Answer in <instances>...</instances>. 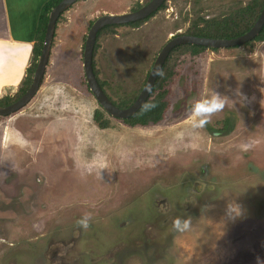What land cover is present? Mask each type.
<instances>
[{
	"label": "rangeland",
	"instance_id": "rangeland-1",
	"mask_svg": "<svg viewBox=\"0 0 264 264\" xmlns=\"http://www.w3.org/2000/svg\"><path fill=\"white\" fill-rule=\"evenodd\" d=\"M249 1L167 0L138 26L100 33L94 63L104 90L114 102L132 97L173 35ZM145 2L71 5L58 19L36 95L15 113L0 115V184L14 194L25 187L30 195L27 209L16 206V216L0 221V264L264 261V41L208 47L197 55L176 52L164 119L131 126L104 113L86 84L83 51L97 17ZM68 21L81 34L75 44L65 37ZM21 83L0 91V98L14 95ZM215 93L224 108L193 127L192 106ZM99 110L107 128L94 119ZM245 143L252 147L244 150ZM176 188L179 204L168 205ZM235 199L245 213L224 224L227 203ZM84 213L91 214L87 230L76 224ZM177 216L191 217L188 231L172 229Z\"/></svg>",
	"mask_w": 264,
	"mask_h": 264
},
{
	"label": "water",
	"instance_id": "water-1",
	"mask_svg": "<svg viewBox=\"0 0 264 264\" xmlns=\"http://www.w3.org/2000/svg\"><path fill=\"white\" fill-rule=\"evenodd\" d=\"M77 1L79 0H61L50 11L43 46L37 59V64L32 76L31 84L17 100L7 105H0L1 116L11 115L22 109L36 95L49 63L58 19L65 10H67ZM165 1L166 0H150L148 3L133 11L123 13H104L95 19L88 30L83 51V68L85 79L99 104L104 110L114 117L121 119L128 118L134 115L143 106L154 88L155 82L163 68L166 59L175 47L183 44H193L211 48H229L240 46L255 40L264 27L263 6L260 16L253 26L245 33L236 37L214 38L190 34L173 35V37L168 40V42L158 53L152 69L135 101L126 108H120L106 94L94 71L93 59L98 33L107 25L127 24L133 21L145 19L152 13L158 11Z\"/></svg>",
	"mask_w": 264,
	"mask_h": 264
},
{
	"label": "trees",
	"instance_id": "trees-1",
	"mask_svg": "<svg viewBox=\"0 0 264 264\" xmlns=\"http://www.w3.org/2000/svg\"><path fill=\"white\" fill-rule=\"evenodd\" d=\"M60 1L61 0H48L43 5L41 12H40V16H39V23H38L36 33H35V43L33 46V57H34L33 62L29 66L26 76L22 80L19 90L12 96L5 95L1 97L0 105H6V104H9L17 100L30 86L31 81H32V75L36 68L37 59L41 53V49L43 46L44 36H45L47 23L49 19V13L52 10V8H54ZM148 1L149 0H146V2ZM166 1L163 3V5L160 7L159 10H162L163 8H165ZM142 5L144 4L137 3V6L134 8V10L140 8ZM263 6H264V0H251L247 4H244L240 6L239 8L235 9V11L230 13L228 16L214 17L211 19L204 20L203 25H200L197 22L192 24L187 29L185 34L203 36V37H214V38H232V37L239 36L245 33L246 31H248L253 26V24L256 22V20L260 16ZM156 13L157 11L152 13L150 16H148L145 19L133 21V22L127 23V25L138 26L141 23H144L148 19L153 17ZM120 25H123V24H120ZM117 26L118 25L105 26L103 29L99 31L98 36L100 35V33L107 31L111 28L117 27ZM255 40L264 41V27L261 30L260 34L255 38ZM206 49H208V47L200 46V45H193V44H183V45L175 47L170 52L168 58L166 59L149 98L146 100L143 106L134 115L123 119V121L126 124L131 125V126H137V125L146 126L149 124H157L160 121H162L166 115L167 108L170 104L168 100L169 80H171L175 74L173 68L170 66V60H171L172 55L175 54L176 52H183V53L189 52L190 54L197 55V54L202 53ZM94 57H95V50H94ZM93 65H94L95 74L98 78V72H97V69L95 68L94 59H93ZM98 80L104 89V86H105L104 82H102L99 78ZM141 89H139L132 97H126L124 100H122L119 103L114 102L110 98V96L107 93L106 94L117 106H119L120 108H126L135 101ZM103 111L104 113L107 114L106 110H103ZM104 113L101 110L97 111L94 114V119L99 123L100 127L107 128L109 126V120L105 118Z\"/></svg>",
	"mask_w": 264,
	"mask_h": 264
},
{
	"label": "crops",
	"instance_id": "crops-1",
	"mask_svg": "<svg viewBox=\"0 0 264 264\" xmlns=\"http://www.w3.org/2000/svg\"><path fill=\"white\" fill-rule=\"evenodd\" d=\"M47 1L0 0V71L3 69L0 72V91L6 87L18 85L24 79L30 56L33 54V40L40 12ZM66 30L65 37L67 40L75 38V44L76 38L81 35L80 32L70 21L66 25ZM4 73L5 75H2ZM7 75L13 78L10 77L8 78L10 80L5 82L4 77Z\"/></svg>",
	"mask_w": 264,
	"mask_h": 264
},
{
	"label": "clouds",
	"instance_id": "clouds-1",
	"mask_svg": "<svg viewBox=\"0 0 264 264\" xmlns=\"http://www.w3.org/2000/svg\"><path fill=\"white\" fill-rule=\"evenodd\" d=\"M237 94L239 98H242L243 102L245 97L239 93V89H237ZM225 106L224 98L218 93L213 94L209 98H205L202 101H198L196 104L192 106V111L195 112L197 115L194 117L193 120V127L200 128L203 127L208 120L210 119L211 115L213 113H216L220 110H222ZM250 147H252L251 143H245L242 145V148L244 150H248ZM245 213V209L242 207L240 203L236 201L228 202L226 206V212H225V221L224 224L228 220H236L238 218H241ZM91 221V214L90 213H84L80 218L76 220V224L84 230H87L89 227ZM172 229L176 232L183 233L185 231H188L191 228V217L182 218L180 216H177L173 219ZM258 264H264V261L260 260V258H257Z\"/></svg>",
	"mask_w": 264,
	"mask_h": 264
},
{
	"label": "flooded vegetation",
	"instance_id": "flooded-vegetation-1",
	"mask_svg": "<svg viewBox=\"0 0 264 264\" xmlns=\"http://www.w3.org/2000/svg\"><path fill=\"white\" fill-rule=\"evenodd\" d=\"M24 188L18 190L17 193L14 194L13 192H11V188H6L5 185H3L2 183L0 184V221L8 220L16 216V206L21 207V209H27L26 206L28 205L27 202H29L28 200L30 199V195ZM180 195L181 192L180 190H177V188L173 192L170 191L167 195V197L170 199L168 200V198L166 197L168 205H170L169 201L179 204L177 198H179ZM19 203H22L23 205ZM11 262H14L15 264V261Z\"/></svg>",
	"mask_w": 264,
	"mask_h": 264
},
{
	"label": "bare ground",
	"instance_id": "bare-ground-1",
	"mask_svg": "<svg viewBox=\"0 0 264 264\" xmlns=\"http://www.w3.org/2000/svg\"><path fill=\"white\" fill-rule=\"evenodd\" d=\"M20 52H21V51H20ZM22 52H23V51H22ZM20 56H21V54H20ZM15 62H16V61H15ZM24 63H25V62H24ZM24 63H23V64H24ZM15 64H16V63H15ZM26 64H27V63H26ZM21 66H22V65H21ZM21 66H20V67H21ZM22 67H23V66H22ZM4 68H6V67H4ZM6 69H7V68H6ZM18 69H19V68H18ZM1 70H3V69H1ZM9 70H10V69H9ZM16 71H17V70H16ZM19 71H20V70H19ZM0 72H1V71H0ZM5 72H6V70H5ZM8 73H9V72H8ZM8 73H7V74H8ZM18 73H20V72H18ZM4 75H5V73H4ZM16 75H17V74H16ZM3 77H4V76H3ZM10 77H11V76H10ZM8 78H9V77H8ZM11 78H13V77H11ZM9 80H10V79H9Z\"/></svg>",
	"mask_w": 264,
	"mask_h": 264
}]
</instances>
